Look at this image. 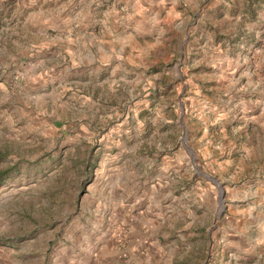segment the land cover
<instances>
[{"label":"rangeland","instance_id":"1","mask_svg":"<svg viewBox=\"0 0 264 264\" xmlns=\"http://www.w3.org/2000/svg\"><path fill=\"white\" fill-rule=\"evenodd\" d=\"M0 49V264L264 260V0H0Z\"/></svg>","mask_w":264,"mask_h":264},{"label":"crops","instance_id":"2","mask_svg":"<svg viewBox=\"0 0 264 264\" xmlns=\"http://www.w3.org/2000/svg\"><path fill=\"white\" fill-rule=\"evenodd\" d=\"M0 52H3L1 49H0ZM1 68V66H0ZM41 72L38 74V71ZM32 80H33V83H38V86H36V88H40V91L39 92H42V98L45 99V92H48V97H51V90L52 88H55L56 85L60 86L61 83L57 82V80L55 78H52L51 76V69H46V68H42V69H33L32 70ZM48 76H47V75ZM51 77V78H50ZM60 80V79H59ZM58 80V81H59ZM47 97V99H48ZM144 228L147 229L150 231V229L152 228V225L151 223L147 222V223H143L141 224ZM238 226H240V224H238ZM152 232V231H150ZM239 234H240V228L237 227L234 231H233V243L234 245H238L239 242L241 241V237H239ZM144 239V236L143 234L138 236V241H139V244L138 245H135L134 246V250L133 253H132V257H131V261L133 262V264H175V256L177 258H179L178 256L181 255L182 253V249L180 248H177L176 250H174L173 252V255L171 256V258H167V252L166 250H164L163 246L160 245V244H156L153 248V249H150V250H145L142 249V246H141V243H142V240ZM134 244V242H133ZM132 244V245H133ZM186 254H190L189 255V259L186 260V263L187 264H198L199 261L194 259V251L193 249H189ZM112 255L111 253H108V256ZM261 258V256H259ZM181 263L183 262V260L180 258L179 260ZM177 264H179V262H177ZM202 264H205L204 261H202ZM255 264H264V260H257L255 262Z\"/></svg>","mask_w":264,"mask_h":264}]
</instances>
